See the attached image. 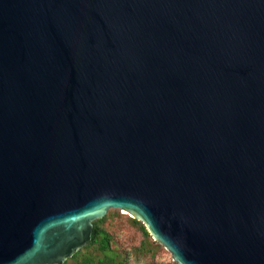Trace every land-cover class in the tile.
Segmentation results:
<instances>
[{"label":"water","instance_id":"1","mask_svg":"<svg viewBox=\"0 0 264 264\" xmlns=\"http://www.w3.org/2000/svg\"><path fill=\"white\" fill-rule=\"evenodd\" d=\"M110 210L174 264H264V0H0V264Z\"/></svg>","mask_w":264,"mask_h":264},{"label":"trees","instance_id":"2","mask_svg":"<svg viewBox=\"0 0 264 264\" xmlns=\"http://www.w3.org/2000/svg\"><path fill=\"white\" fill-rule=\"evenodd\" d=\"M116 215H119V212L107 214L102 219L94 221L91 241L64 264H129L127 257L123 256V254L114 247L113 236L104 225L111 216ZM127 219L132 226L139 230L143 237V241L136 251L141 255L151 253L152 250L148 244V239L151 238V236L148 234L145 227L136 220ZM170 264L174 263L172 262Z\"/></svg>","mask_w":264,"mask_h":264},{"label":"rangeland","instance_id":"3","mask_svg":"<svg viewBox=\"0 0 264 264\" xmlns=\"http://www.w3.org/2000/svg\"><path fill=\"white\" fill-rule=\"evenodd\" d=\"M117 212H119V215L111 216L104 225L113 236L114 247H116L123 256L127 257L129 264L172 263L170 254L162 246L153 241L152 238L148 239V244L152 250L151 253L141 255L137 252L136 249L139 248L143 241V237L139 230L130 224L127 218H131L128 215L117 210L108 211L107 214Z\"/></svg>","mask_w":264,"mask_h":264}]
</instances>
